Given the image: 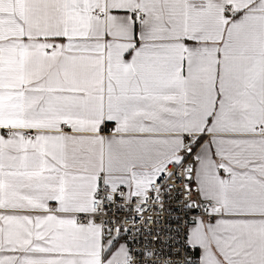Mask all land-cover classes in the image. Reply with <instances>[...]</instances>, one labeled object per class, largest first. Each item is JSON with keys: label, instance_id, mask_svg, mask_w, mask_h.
Returning <instances> with one entry per match:
<instances>
[{"label": "snow or ice", "instance_id": "1", "mask_svg": "<svg viewBox=\"0 0 264 264\" xmlns=\"http://www.w3.org/2000/svg\"><path fill=\"white\" fill-rule=\"evenodd\" d=\"M0 264H264V0H0Z\"/></svg>", "mask_w": 264, "mask_h": 264}]
</instances>
